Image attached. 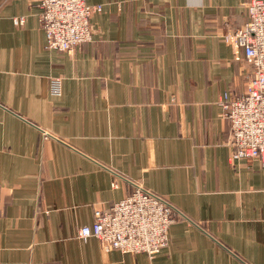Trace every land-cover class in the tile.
<instances>
[{"label":"crops","instance_id":"1","mask_svg":"<svg viewBox=\"0 0 264 264\" xmlns=\"http://www.w3.org/2000/svg\"><path fill=\"white\" fill-rule=\"evenodd\" d=\"M85 2L91 41L61 53L37 0H0V264H264V168L230 160L220 107L251 69L216 32L249 0ZM131 183L187 218L152 258L77 238Z\"/></svg>","mask_w":264,"mask_h":264},{"label":"built area","instance_id":"2","mask_svg":"<svg viewBox=\"0 0 264 264\" xmlns=\"http://www.w3.org/2000/svg\"><path fill=\"white\" fill-rule=\"evenodd\" d=\"M39 24L45 47L61 53H72L91 41L89 17L101 11L100 5L85 0H37ZM248 19L236 30L223 27L216 36L243 52L250 67L245 75V90L232 96L225 90L220 99L222 116L228 121L231 161L257 159L264 168V0H249ZM24 17L14 19L22 25ZM50 94L61 91L59 78L49 83ZM42 140L53 136L41 130ZM130 193L109 209H95L93 223L77 230L83 241L94 238L103 251L145 254L152 258L167 246L169 227L178 220H187L165 197L131 183Z\"/></svg>","mask_w":264,"mask_h":264}]
</instances>
